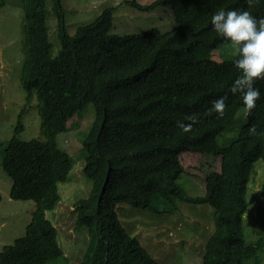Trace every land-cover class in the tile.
I'll list each match as a JSON object with an SVG mask.
<instances>
[{"label":"trees","instance_id":"trees-1","mask_svg":"<svg viewBox=\"0 0 264 264\" xmlns=\"http://www.w3.org/2000/svg\"><path fill=\"white\" fill-rule=\"evenodd\" d=\"M125 3L140 12L169 6L174 27L165 33L150 29L114 34V9L108 8L68 36L59 0H21L19 85L25 105L0 155L2 169L12 181L10 198L32 201L35 208L25 235L0 252V264H67L57 229L46 214L59 203L58 185L67 181L73 167L70 155L58 147L57 136L89 104L94 116L82 149L83 173L92 188L75 205L76 224L88 233L78 264H155L145 262L138 241L117 228L120 205L157 215L178 210L183 203L208 205L214 211V231L205 243L202 264H242L244 257L257 255L256 248L246 242L243 219L255 163L264 160V136L248 133L253 124L258 132L264 131V80L255 85L261 97L246 114L247 122L237 137L220 145L218 138L232 129L244 109L239 96L228 93L238 75L233 67L236 56L217 55V60L212 53L228 44L212 31L210 19L220 8L247 9L257 18L264 17V0H254L251 7L246 0ZM5 4L6 0H0V7ZM49 4L58 21L55 56L47 23ZM226 94L222 117L206 113L210 101ZM33 100L42 139L22 142L18 138L24 129L22 118ZM191 114L197 115L198 123L190 133H183L177 121L188 123L185 117ZM186 153L220 162L219 171L203 176V196L188 195L178 183L189 174L185 168L147 172L143 166L163 156L178 158ZM259 195L253 197L256 202Z\"/></svg>","mask_w":264,"mask_h":264},{"label":"rangeland","instance_id":"rangeland-1","mask_svg":"<svg viewBox=\"0 0 264 264\" xmlns=\"http://www.w3.org/2000/svg\"><path fill=\"white\" fill-rule=\"evenodd\" d=\"M126 0H59L68 36L75 34L78 26L93 22L104 10L113 8L111 33L118 35L137 34L150 29L162 33L173 27L169 6L152 12H140L125 3ZM147 5L154 0H136ZM49 40L53 55L59 50L58 21L56 10L49 4L47 13ZM23 14L21 0H6L0 7V151L13 136L17 116L25 105V94L19 85V73L23 59ZM54 25V29H53ZM215 57L233 56L230 45L212 52ZM217 60H219L217 58ZM35 100L22 118L23 131L18 135L22 142L41 140L40 119ZM243 112V111H242ZM94 107L87 105L67 123V130L57 136V145L73 160V167L65 183L58 185L60 201L46 218L57 229V242L67 264H78L87 244V229L76 224L75 205L86 199L92 183L84 176V151L82 141L93 121ZM247 122L246 113H241L229 132L218 138L220 145H227L238 135ZM147 172L167 171L183 167L178 183L192 197L205 193L204 175L219 171L220 162L210 156L181 154L178 158L163 156L143 164ZM11 179L3 171L0 155V252L25 235L35 208L32 201H15L10 198ZM264 160L255 163L247 192L248 211L243 219L246 242L256 248V256L244 257L242 264H264ZM260 194V195H259ZM259 195V202L253 197ZM157 201V198H155ZM159 203V202H158ZM214 211L208 205L180 204L178 210L169 209L166 214L151 212L120 205L117 220L123 234L135 238L144 253L145 262L155 264H202L206 241L214 231Z\"/></svg>","mask_w":264,"mask_h":264},{"label":"clouds","instance_id":"clouds-1","mask_svg":"<svg viewBox=\"0 0 264 264\" xmlns=\"http://www.w3.org/2000/svg\"><path fill=\"white\" fill-rule=\"evenodd\" d=\"M246 3L251 7L254 0H246ZM210 23L212 31L230 45L236 56L233 67L238 75L228 93L238 95L244 112L250 114L261 97V91L255 85L257 81L264 80V17L257 18L247 9L220 8L211 15ZM227 99L226 94L210 101L206 113L222 117ZM185 119L188 123L177 121V127L183 133H190L198 123V117L191 114ZM248 133L251 136H264V131L258 132L255 124L249 126Z\"/></svg>","mask_w":264,"mask_h":264}]
</instances>
